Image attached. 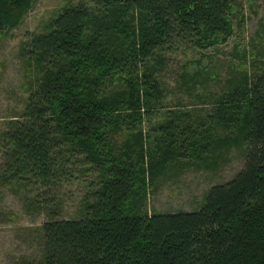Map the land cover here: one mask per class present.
<instances>
[{
  "label": "trees",
  "instance_id": "1",
  "mask_svg": "<svg viewBox=\"0 0 264 264\" xmlns=\"http://www.w3.org/2000/svg\"><path fill=\"white\" fill-rule=\"evenodd\" d=\"M36 2L0 0V40ZM235 5L81 0L20 40L29 87L22 110L0 128V186L48 189L78 162L96 177L79 217L49 208L32 264H264L263 74L230 73L204 116L169 109L153 127L158 135L142 127L164 98L165 54L227 40ZM199 75L181 71L180 84L193 89ZM232 145L247 147L243 167L211 186L198 210H144L148 183L180 167L208 169Z\"/></svg>",
  "mask_w": 264,
  "mask_h": 264
},
{
  "label": "rangeland",
  "instance_id": "2",
  "mask_svg": "<svg viewBox=\"0 0 264 264\" xmlns=\"http://www.w3.org/2000/svg\"><path fill=\"white\" fill-rule=\"evenodd\" d=\"M81 0H37L18 28L0 40V128L10 116L19 113L25 102L29 85L26 64L19 53V42L27 34L40 30L63 5ZM90 2V0H84ZM237 16L233 34L224 42L206 50L193 49L187 44L165 54L162 80L164 98L142 127L152 132L153 127L167 117L169 109L189 110L204 116L215 96L224 89V80L234 71L264 76V8L262 0H233ZM240 13V14H239ZM244 20L237 23L238 15ZM239 24L240 26H237ZM186 70L201 75L193 89L180 84L179 75ZM205 81V82H204ZM190 86V84H189ZM203 101H200V98ZM192 105L193 108H190ZM154 135H158L156 130ZM218 135H222L218 131ZM247 147H223L216 163L210 168L180 167L167 179L146 185L144 210L148 213L198 210L205 201L208 189L231 179L245 161ZM2 151L0 148V164ZM72 158L68 167L72 170ZM76 163L73 176L56 181L57 186L40 187L16 183L0 186V264H32L41 256L40 226L49 220V208H56L57 218H77L83 201L96 184L93 169ZM77 168V169H76ZM174 173H173V172ZM47 205V209L38 206Z\"/></svg>",
  "mask_w": 264,
  "mask_h": 264
}]
</instances>
